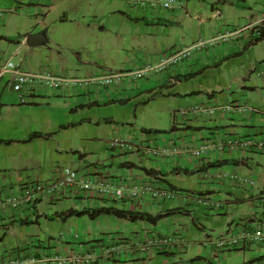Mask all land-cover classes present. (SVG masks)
<instances>
[{"label": "crops", "instance_id": "obj_1", "mask_svg": "<svg viewBox=\"0 0 264 264\" xmlns=\"http://www.w3.org/2000/svg\"><path fill=\"white\" fill-rule=\"evenodd\" d=\"M58 1L0 0V10L5 12L0 23L4 22L7 12L27 10L24 29L16 30L20 41L17 45L8 43L15 48L12 53L18 52L17 56L25 53L27 59L38 54L46 55L44 52L48 51L35 48L49 43L53 46L54 43L50 41L48 30H38L40 22L33 17L38 14L37 9L51 10ZM82 1L98 4V0H73L76 5L73 27L62 34V41L58 43L59 47L65 45L76 52L81 62L69 68L61 60L56 75L68 77L66 73L72 71L77 77L71 79H87L131 73L147 65L155 66L171 50L201 43H205V47L167 72L152 71L137 82L124 81V84L110 87L42 88L31 96L25 90L26 98L22 99V94L9 83L10 75L0 79V259L6 255L17 256L23 251L29 257L39 258L51 254L66 256L91 252L97 259L93 264H228L232 253L219 255L213 245L205 246L211 234L202 231H199L201 240L197 243L204 248L196 254L189 255L186 228L182 231L176 228V244L166 247L149 245L143 250L142 245H147L148 239L167 236L142 229L132 230L130 234L136 236L129 238L125 232L116 231L114 237L121 241L110 237L109 242H99L89 231L93 225L88 216L67 215L104 207L151 215L172 210L176 214L189 215L194 225L198 224V229L214 235L218 232V236L229 230L237 231L248 223L257 229L264 227V207L260 203L264 193L255 188L252 177L255 169L250 165L254 154L261 152L196 153L202 144L218 135L264 136V100L250 104L248 97V92L258 94L261 79L264 83V60L261 61L260 56L264 40L256 42L251 27L264 14V0H250L251 6L258 10L249 8V15H245V6L234 3L235 0H216L210 11L205 10L208 18L190 0H186L179 10L154 6L151 0H105V8L94 12L80 9ZM42 15L45 22L49 13ZM62 21H68V18H62ZM6 28L7 22L0 26V47L3 46L2 40L10 38L3 34ZM33 35L39 36L31 39ZM29 40L35 45L30 46ZM130 49H134L133 54L128 53ZM48 50L50 55L46 58L52 63V47ZM84 53L102 56L105 63L113 56L118 58L126 53L127 60L118 63L116 69L109 68L112 67L109 63L106 64L108 68H103L97 62L84 63ZM27 64L30 73L35 72L33 74L48 70L40 62ZM225 67L230 82L224 77ZM235 67H242L243 72L233 78L231 71ZM204 84H209L208 88H202ZM226 89L232 91L230 103L219 100V97H226ZM161 99L162 103L175 105L170 113V125L167 128L156 124L139 126L138 114L144 109L154 110L155 102ZM238 103L253 108L255 112L240 114L231 110L198 118L176 115L180 109L196 105L227 107ZM123 112L127 114L125 119L122 118ZM125 125L134 130L132 138L141 132V145L170 151L176 148L177 153L162 158L149 157L143 152L109 155L108 141L101 138V130L106 128L112 133L124 134ZM35 134L40 136L32 138ZM61 168L77 170L94 182L104 179L107 182L159 180L171 188L209 196L214 205L192 208L189 206L194 201L190 197L151 205L120 202L80 188L63 190L56 195L43 193L35 205L28 207L22 205L18 209H8V205H4L6 196L16 194L21 185L55 178ZM233 174L242 181L223 177ZM101 218L105 221L117 217L103 214L96 219ZM126 222L137 224L139 221ZM77 239L81 241L75 242ZM94 241L99 244L94 245ZM244 251L248 253L241 255L242 264H264V244ZM180 253H184L182 258L178 256Z\"/></svg>", "mask_w": 264, "mask_h": 264}, {"label": "built area", "instance_id": "obj_2", "mask_svg": "<svg viewBox=\"0 0 264 264\" xmlns=\"http://www.w3.org/2000/svg\"><path fill=\"white\" fill-rule=\"evenodd\" d=\"M186 0H151L154 6L160 5L166 10H179L185 5ZM4 11L0 10V17L4 15ZM220 13L219 11L217 12ZM254 38L259 39L264 37V14L255 21L252 25ZM205 47V43L193 45L188 48L171 50L170 53L163 55L160 61L155 66L147 65L144 69H140L131 73L125 74H110L98 78L87 79H71L66 76L56 75L49 71L41 74H33L22 68L21 64L15 65L13 59L18 55H7L0 52V79L10 75L9 83L13 89L21 93V98H26V91L31 96L35 91L42 88H49L55 90H63L69 87H86L95 85L99 88L110 87L113 85L124 84V81L129 83L137 82L144 78L150 72L156 73L167 72L179 64L188 61L196 53L201 52ZM264 75V68L262 70ZM235 111L240 114L254 113L255 110L246 105L238 103L237 105H230L227 107H210L207 105H196L186 109H180L176 115L186 118H198L201 116H215L217 113H225L227 111ZM111 150L119 154L139 153L149 157H164L167 155L177 153V149L172 151L167 148L144 146L132 144L125 139L115 138L108 142ZM211 151H218L221 154L239 151V152H264V140L257 137H230L225 134L218 135L206 141L197 150L199 155L207 154ZM236 182H241L242 179L237 174L224 175ZM221 178V177H219ZM78 189L91 192L99 195L102 198L111 199L114 201H131L137 203L147 204L149 201H177L180 199H193L195 203L209 205L210 201L205 200L204 196H197L196 194L183 191L177 188H171L163 184L159 180L150 181H134V180H120L114 182H107L106 179L100 182H94L87 179L85 174H81L77 170L69 168H61L57 171V176L47 181L31 182L26 188L20 190L9 198L6 196L4 205H8V209H18L22 205L26 207L35 205L43 193L60 194L63 190ZM4 192V191H3ZM1 199V198H0ZM2 200V199H1ZM2 202V201H0ZM2 203V204H3ZM211 205H214L212 203ZM245 225V227L243 226ZM241 228L236 231L229 230V232L219 237L209 235L205 246L213 245L219 255L231 254L233 252L250 250V248L264 244V227L257 229L252 224H243ZM257 225V224H256ZM243 226V227H242ZM121 241V239H115ZM124 240V238H123ZM178 241L174 236L159 238L157 240L148 239L147 245L143 244V250L147 249L149 245L152 246H172ZM96 257L92 253H73L71 255L51 254L49 257H29L25 255L24 251L17 255H6L0 259V264H93L96 262Z\"/></svg>", "mask_w": 264, "mask_h": 264}, {"label": "rangeland", "instance_id": "obj_3", "mask_svg": "<svg viewBox=\"0 0 264 264\" xmlns=\"http://www.w3.org/2000/svg\"><path fill=\"white\" fill-rule=\"evenodd\" d=\"M105 0H98L97 3H92V2H80L79 5L82 4V6L80 7V9H85V10H90L91 12H94L95 9H104V5L103 3ZM192 1L194 4L197 5L198 9L202 10L203 13L202 15L206 18L207 15L205 13V10L210 11L211 6L215 3L214 1L216 0H190ZM235 2L240 3L242 6H245V15H249L250 14V10L249 8H253L254 11L258 10L255 7L251 6V1L248 0V2L246 3L245 1H240V0H235ZM52 2H50L49 4H51ZM262 5V3H261ZM203 6V7H202ZM76 8L75 3L73 2V0H59L55 6L51 9V10H36V13H38L36 16H34V20L35 18L37 19L36 21L40 22V25L38 26V30H48V34H50V41L52 40V42L54 43L52 46V43L47 44V46L44 47H38L35 49H39L37 51H41L40 49H43L42 51H48V52H44L46 53V55H50V50L49 47H52V63L49 62L50 59L48 60L46 58V55H41L38 54L36 57H32L29 56L28 59L26 57L25 53H21V55L19 56H15L13 59V62L15 63V65L21 64L22 68L28 72V64L27 62H33V63H38L40 62V64H43L44 67H46L51 73H56V68L58 67L57 64L60 65V63H62V61H64L69 68L74 65V64H79L81 61L79 60L78 55L76 54V52H74L72 49L68 48L67 46L63 45L62 47L58 46V43L60 41H62V34L66 32L67 29L72 28L73 27V23L72 20L74 18L73 12ZM263 10V9H262ZM264 11V10H263ZM262 11V12H263ZM49 13L48 19L43 22L45 16L42 15V13ZM64 15V17H63ZM263 16V15H262ZM26 18H27V10L23 9L20 12H7L5 14V18H4V22L0 23V26H3L5 22H7V28L3 31L5 35L9 36L10 38L7 40H2V45L0 47V52H4L7 55L12 54L13 50H15V48L11 47L8 45V43H15L14 45H17L18 41H20V38L16 36V30L19 28L20 30H22L23 26H25L26 24ZM62 18H68V21H62ZM35 22V21H34ZM197 22V20H196ZM90 23H94V21H90ZM24 29V28H23ZM198 29L197 24H196V30ZM58 30V31H56ZM49 37V38H50ZM262 43V42H261ZM129 54H133L134 53V49H130ZM261 61L264 60V42L261 44ZM114 56L111 59H107L106 63L103 61L102 56H95L92 54H82V61L84 63L86 62H97V64H100L101 67H107L106 64H110L109 68L112 69H116L118 65V63H122L125 62L127 60V54L126 53H122L120 57L118 58H114ZM62 60V61H61ZM27 67V68H26ZM108 68V67H107ZM227 70L228 68L225 67L224 68V77L225 79L230 82V79L226 76L227 75ZM41 72V71H40ZM70 73H66L68 77L73 78V77H77V74H75L72 71H69ZM233 74V78H236L238 75H240L243 72V68L242 67H235L234 71H231ZM35 73V72H32ZM39 73V72H37ZM256 76V75H255ZM206 83H209V81H204ZM209 84H204L202 88H208ZM225 89V88H224ZM221 89V90H224ZM221 90H218L217 92H221ZM234 90H240V88H235ZM226 93V97L225 98H220V101H226L229 102L232 101V91H229L228 89H226L225 91ZM248 97L250 99V104L252 103H256L257 101H259L261 99V103L264 100V83H262V79H261V89L258 90V94H253L252 92H248ZM243 100H246V97H243ZM223 103V102H222ZM243 103V102H241ZM155 108L154 110H148V109H144V111L140 112L139 115V121L138 124L139 126H143V127H147V126H151L152 124H156L158 127L161 128H167L170 125V121H171V111H172V107H174L175 105L172 103H162V99L155 102L154 104ZM123 119L127 118V114L125 112H123ZM125 122V121H124ZM126 127V131L124 134H119V133H112V131L110 130H106V128H103V130H101L100 132V136L101 138H103V140H107L108 142L111 140H114L115 138H120V139H125L127 141H130L132 144H137L138 146L141 145L142 143V138H140L141 132L138 133V135H135L132 138L133 135V131L129 128H131L129 125H125ZM139 131L140 127H139ZM116 134H119L116 136ZM241 134V133H240ZM260 139L264 140V136L261 134V137H259ZM108 153L109 155L113 156V155H121L113 150H111L108 146ZM123 158V157H120ZM253 160L250 162V165H252V167H254V173H252V177L253 180L256 182L255 188L257 190H261L264 193V152H261V154H254V156L252 157ZM110 160V157H109ZM258 162H260V164L258 165ZM230 173H234L233 171H230ZM241 174V173H240ZM127 180V179H126ZM132 180V179H129ZM193 194H196L197 196H202L199 193H195L192 192ZM193 202V199H191ZM261 207H264V196L263 198H261ZM189 207H201L200 204H197L195 202H193V204ZM158 212V211H157ZM158 214H155L154 216H156ZM89 218V217H88ZM90 219V218H89ZM90 223H92V227L89 228V231L91 232V234H93V238L94 240H98L99 242H109V238L110 237H114V235L116 236L117 234L114 233L116 231H123L125 232L127 235V237L129 238H134L136 235L134 234H130L132 232V230H136V231H140L142 229H151L153 230L155 233H153L154 235H165L167 237H172L175 236L176 232L175 230L179 229V230H183V228L187 229V233L185 238H187L188 244L190 245L189 248V255L192 254H196L199 250L203 249L204 247L202 245H199V243H197V241L201 240L200 238V232L202 231V233L204 234V232L206 234H211V236L213 237H219L217 234H212L210 233L208 230H203L202 228L198 229L199 226L194 225L193 218H191L189 215L187 214H173V215H169L165 218H163V221L159 224V225H154L152 223H144L142 221H139L137 224L134 223H130V222H126V220H121L118 218H106V220L104 221L103 218H101L100 220L98 219H90L89 220ZM94 221V222H93ZM259 224L261 225V223L259 222ZM120 225V226H119ZM258 225V224H257ZM177 228V229H176ZM113 233V234H111ZM79 239H77L75 242L79 243ZM92 242L94 245L99 244L98 242ZM88 243V242H86ZM203 247V248H202ZM243 253H248V251H238V252H233L232 255H230V259H229V263L228 264H242V257L241 255ZM180 258H182L184 256V253H180L178 255Z\"/></svg>", "mask_w": 264, "mask_h": 264}, {"label": "trees", "instance_id": "obj_4", "mask_svg": "<svg viewBox=\"0 0 264 264\" xmlns=\"http://www.w3.org/2000/svg\"><path fill=\"white\" fill-rule=\"evenodd\" d=\"M264 40V37L256 39V42ZM40 136L39 134L33 135L32 138ZM176 211H167L162 214H158L156 216L151 215L146 212H136V211H131V210H125V209H118L114 207H104V208H99V209H92V210H86L82 212H71L67 216L71 214H76L77 216H88L90 219L94 220L98 218L99 216L106 214V215H112L120 219H126L132 222L136 221H147L152 224H157L160 220L163 218L175 214Z\"/></svg>", "mask_w": 264, "mask_h": 264}, {"label": "bare ground", "instance_id": "obj_5", "mask_svg": "<svg viewBox=\"0 0 264 264\" xmlns=\"http://www.w3.org/2000/svg\"><path fill=\"white\" fill-rule=\"evenodd\" d=\"M35 182V181H34ZM30 183H26V184H23V185H21L20 187H19V189H18V192L20 191V190H22V189H24V188H26L28 185H29ZM69 189H71V188H69ZM205 197V200H208V201H210L211 202V204L213 203L212 202V199L209 197V196H204ZM163 203H165L164 201H149V202H147V204H149V205H151V204H163ZM198 204V203H197ZM211 204H209V205H202V204H200L201 206H208V207H211L212 205ZM87 253H91V252H87ZM92 254H94V253H92Z\"/></svg>", "mask_w": 264, "mask_h": 264}, {"label": "water", "instance_id": "obj_6", "mask_svg": "<svg viewBox=\"0 0 264 264\" xmlns=\"http://www.w3.org/2000/svg\"><path fill=\"white\" fill-rule=\"evenodd\" d=\"M38 36H39V35H33V36L31 37V39H35V38L38 37ZM28 44H29L30 46L35 45V43H33L32 40H29V41H28Z\"/></svg>", "mask_w": 264, "mask_h": 264}]
</instances>
